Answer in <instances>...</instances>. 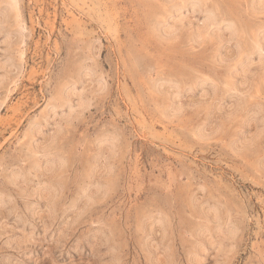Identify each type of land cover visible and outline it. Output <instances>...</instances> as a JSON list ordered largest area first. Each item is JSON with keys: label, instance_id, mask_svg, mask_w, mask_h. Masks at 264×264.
I'll list each match as a JSON object with an SVG mask.
<instances>
[{"label": "rangeland", "instance_id": "1", "mask_svg": "<svg viewBox=\"0 0 264 264\" xmlns=\"http://www.w3.org/2000/svg\"><path fill=\"white\" fill-rule=\"evenodd\" d=\"M0 264H264V0H0Z\"/></svg>", "mask_w": 264, "mask_h": 264}, {"label": "bare ground", "instance_id": "2", "mask_svg": "<svg viewBox=\"0 0 264 264\" xmlns=\"http://www.w3.org/2000/svg\"><path fill=\"white\" fill-rule=\"evenodd\" d=\"M12 3H13V2H12ZM9 5H10V4H9ZM11 5H12V4H11ZM11 5H10V6H11ZM14 6H15V5H14ZM12 7H13V5H12ZM15 7H16V6H15ZM15 7H14V8H15ZM11 11H12V10H11ZM204 32H205V31H204Z\"/></svg>", "mask_w": 264, "mask_h": 264}]
</instances>
